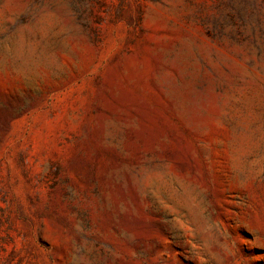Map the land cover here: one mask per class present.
<instances>
[{
    "label": "rangeland",
    "instance_id": "rangeland-1",
    "mask_svg": "<svg viewBox=\"0 0 264 264\" xmlns=\"http://www.w3.org/2000/svg\"><path fill=\"white\" fill-rule=\"evenodd\" d=\"M0 264H264V0H0Z\"/></svg>",
    "mask_w": 264,
    "mask_h": 264
}]
</instances>
